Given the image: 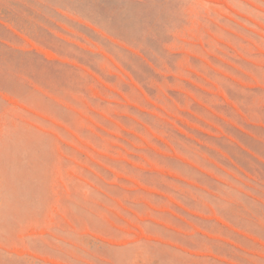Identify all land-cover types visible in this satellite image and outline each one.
<instances>
[{
  "label": "rangeland",
  "instance_id": "1",
  "mask_svg": "<svg viewBox=\"0 0 264 264\" xmlns=\"http://www.w3.org/2000/svg\"><path fill=\"white\" fill-rule=\"evenodd\" d=\"M0 264H264V0H0Z\"/></svg>",
  "mask_w": 264,
  "mask_h": 264
}]
</instances>
